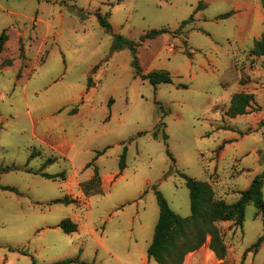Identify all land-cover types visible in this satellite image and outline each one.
I'll use <instances>...</instances> for the list:
<instances>
[{"label":"rangeland","instance_id":"1","mask_svg":"<svg viewBox=\"0 0 264 264\" xmlns=\"http://www.w3.org/2000/svg\"><path fill=\"white\" fill-rule=\"evenodd\" d=\"M2 31L0 264H159L147 256L155 190L188 216L182 173L229 203L263 174L264 199V0H0ZM113 33L139 43L142 72L167 70L172 82L135 75L132 50L112 52ZM241 92L254 98L229 113ZM257 214L250 202L242 225L215 221L225 255L208 232L182 264H264V244L249 250L263 232ZM66 217L76 231L59 226Z\"/></svg>","mask_w":264,"mask_h":264},{"label":"trees","instance_id":"2","mask_svg":"<svg viewBox=\"0 0 264 264\" xmlns=\"http://www.w3.org/2000/svg\"><path fill=\"white\" fill-rule=\"evenodd\" d=\"M233 11H229L222 15L226 17ZM97 18L101 26L107 31H112V26L108 20L109 14L102 13L100 10L96 12ZM192 16L182 22V25L188 22ZM165 28L152 29L142 35V38L155 37L160 32L165 31ZM114 42L112 44V52L119 51L124 47H129L133 52V66L135 75L140 76L142 79H147L151 84L157 85L162 82H172V76L169 71L163 69H154L149 72H142L137 58V41L132 40L121 33H113ZM264 37V35H263ZM7 34L5 31L0 33V51L3 48ZM259 49L264 54V44L262 41L256 40L255 42ZM263 44V45H262ZM9 64V60L6 61ZM97 66L93 68L96 70ZM93 85L92 77L88 79V86ZM254 98L253 93H236L233 96L229 113L237 114L246 112L250 101ZM111 100V99H110ZM74 110V109H73ZM154 137L158 134L154 132ZM164 139L168 137L166 132L163 133ZM127 145L124 146L120 155L119 168L120 170L126 167L127 159ZM168 153H170L168 151ZM33 155L31 154L30 157ZM55 160L54 157L48 158L44 165L49 164ZM90 162L86 164L89 166ZM7 167H1V170ZM41 175L52 178L60 176L64 178V171L56 175L47 172H41ZM95 175L97 170L95 167ZM185 179V184L189 189L190 208L191 213L188 216H182L175 212L167 202L163 193L156 189V199L159 206V216L154 227L152 239L147 247V256L156 260L159 264H182L184 256L187 252L195 250L205 240L206 233L211 234V241L209 246L215 251L218 257L225 255V244L223 235L220 229L216 226L217 220H234L236 225H242L245 220L246 205L252 202L261 213L263 221V232L258 237L256 242L249 248H257L264 242V199L261 193L263 184V174H257L250 185L241 191V196L235 202L229 203L222 198H215L214 192L210 184L201 179L194 178L185 173H182ZM93 182V179L87 181L83 186L87 187ZM1 188H4L0 185ZM6 189L19 193L13 188L6 187ZM76 201L75 198L63 199L62 202L70 203ZM59 226L67 233L74 232L78 229V223L73 221L70 217L64 218ZM70 262H80L78 257H70L62 260L54 261L50 264H67ZM82 263V262H80Z\"/></svg>","mask_w":264,"mask_h":264},{"label":"crops","instance_id":"3","mask_svg":"<svg viewBox=\"0 0 264 264\" xmlns=\"http://www.w3.org/2000/svg\"><path fill=\"white\" fill-rule=\"evenodd\" d=\"M257 215H260V214H257ZM260 216H261V215H260ZM261 217H262V216H261ZM96 240H97V239H96ZM262 244H264V242H262L261 245H262ZM77 257H78V256H77ZM60 260H62V259H60ZM55 261H57V260H55ZM53 262H54V261H53ZM51 263H52V262H51ZM76 263H78V262H70V263H67V264H76ZM49 264H50V263H49Z\"/></svg>","mask_w":264,"mask_h":264},{"label":"bare ground","instance_id":"4","mask_svg":"<svg viewBox=\"0 0 264 264\" xmlns=\"http://www.w3.org/2000/svg\"><path fill=\"white\" fill-rule=\"evenodd\" d=\"M210 252H211V254H210L209 256L214 257V256H213V252H212V251H210ZM207 260H208V259H207Z\"/></svg>","mask_w":264,"mask_h":264}]
</instances>
